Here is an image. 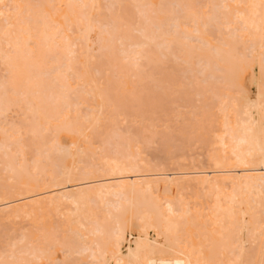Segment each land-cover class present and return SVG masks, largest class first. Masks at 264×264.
Returning <instances> with one entry per match:
<instances>
[{"label":"bare ground","instance_id":"bare-ground-1","mask_svg":"<svg viewBox=\"0 0 264 264\" xmlns=\"http://www.w3.org/2000/svg\"><path fill=\"white\" fill-rule=\"evenodd\" d=\"M195 1L0 0V264H264V0Z\"/></svg>","mask_w":264,"mask_h":264},{"label":"rangeland","instance_id":"rangeland-1","mask_svg":"<svg viewBox=\"0 0 264 264\" xmlns=\"http://www.w3.org/2000/svg\"><path fill=\"white\" fill-rule=\"evenodd\" d=\"M198 1H199V0H198ZM201 1H202V0H201ZM193 2L195 3L196 1L193 0ZM199 2H200V1H199ZM199 2H197V3H199ZM202 2H203V1H202ZM202 2H201V3H202ZM201 3H199V5H200ZM195 4H196V3H195ZM196 5H198V4H196ZM128 25H129V24H128ZM158 55H159V54H158ZM160 56H161V55H160ZM171 74H172V73H167V74H163V73H162V74H160L161 76H160V77L158 76V77H159L160 79H162L163 76L165 77V75H166V80H165V81H166L167 84H169L170 82H168V81L172 80V78H173L172 76L169 77V75H171ZM172 75L174 76L175 74H172ZM167 76H168V77H167ZM154 77H155V76H154ZM156 77H157V76H156ZM175 77H177V75L174 76V78H175ZM167 78H168L169 80H168ZM174 78H173V79H174ZM237 79H238V78H237ZM237 79H236V80H237ZM239 79H240V78H239ZM239 79H238V80H239ZM162 81H164V80H162ZM165 81H164V82H165ZM229 82H230V81H229ZM229 82H228V83H229ZM241 82H242V81H241ZM202 83H203V82H202ZM239 83H240V82H239ZM203 84H206V83H203ZM237 84H238V83H237ZM235 85H236V84H235ZM239 85H240V84H239ZM241 85H242V84H241ZM241 85H240V86H241ZM196 86H197V85H196ZM198 86H199V85H198ZM201 86H203V85H201ZM236 86H237V85H236ZM205 87H206V86H205ZM237 87H238V86H237ZM199 88L201 89L200 86H199L198 88H196V91H197V92H199V91H198ZM231 88H232V87H231ZM200 89H199V90H200ZM220 89H221V88H218V90H220ZM226 89H227V88H226ZM250 89H251V91H253L252 88H250ZM201 90H202V89H201ZM233 90H234V89H233ZM202 91H203V90H202ZM221 91H222V90H221ZM224 91H225V90H224ZM214 92H215V91H214ZM218 92H219L220 94H222L220 91H218ZM218 92H216V93H218ZM222 92H223V91H222ZM218 95H219V94H218ZM195 99H196V98H195ZM193 101H194V100H193ZM194 102H196V101H194ZM194 102H193V103H194ZM199 102H201V101H199ZM199 102H198V103H195V105H196V107H197V110H200L199 107L202 106V105L200 106ZM193 103H192V105H193V107L195 108V105H194ZM201 103H202V102H201ZM180 104H181V103H180ZM177 105H178V104H177ZM181 105H182V104H181ZM181 105H180V106H181ZM178 106H179V105H178ZM198 106H199V107H198ZM203 106H204V105H203ZM182 107H183V108H182ZM189 107H190V106H189ZM191 107H192V106H191ZM191 107H190V108H191ZM193 107H192V108H193ZM149 108H151V107H149ZM173 108H174V110L176 109V108H175V105H174ZM173 108H172V110H173ZM184 108H185V109H184ZM186 108H187V106H183V105H182V106L178 109V111L181 112V109H182V110L185 112V111H186ZM203 108H204V107H203ZM205 108H206V107H205ZM205 108H204V109H205ZM145 109H146V107L144 106V110H145ZM188 109H189V108H188ZM146 110H147V109H146ZM146 110H145V111H146ZM149 110H150V109H149ZM174 110H173V111H174ZM190 110H192V109H190ZM190 110H187V111L189 112ZM195 110H196V108H195ZM197 110H196V111H197ZM187 111H186V112H187ZM196 111H194V112H196ZM146 112H149V111L147 110ZM197 112H199V111H197ZM200 112H202V111L200 110ZM200 112H199V113H200ZM173 133H174V132H173ZM171 134H172V133H171ZM149 135H150V134H148V137H149ZM158 135H159V136H158ZM158 135H157V136L154 135V136H155V137H154L155 139L158 137L156 140H158L159 137L162 136V135H160V134H158ZM167 135H168V136L163 135L165 138H164V137H161L162 139H165L164 141L161 140L162 142H164V144L160 141L161 138L158 140L159 143H155L154 141H156V140L153 141V144H151V147H152L153 149L151 148L152 151L149 149L150 153H151V152L153 153V151L155 152L154 147H155V146H156V147H157V146L159 147L161 144L163 145V147H164L163 149H164V150H167V149H168V150H167L168 152H169V151H171V152H172V151H173V152L175 151L176 153H177V152H178V153L180 152L179 149H181V148H180L179 146H181L182 143H181L179 140H181L182 138H181V139H178L177 137H175V136H177V135H175V134H174L175 136H173V137H171V135H169V134H167ZM150 136H151V135H150ZM151 137H153V136H151ZM169 137H170V138H169ZM149 138H150V137H149ZM173 138H174V139H173ZM179 138H180V137H179ZM150 139H152V138H150ZM150 139H149V140H150ZM170 139H171V140H170ZM183 139H184V138H183ZM152 140H153V139H152ZM173 140H174V141H173ZM175 140H176V141H175ZM184 140H186V139H184ZM187 140H188V139H187ZM187 140H186V141H187ZM171 141H172V142H171ZM178 142H179V143H178ZM183 142H184V141H183ZM187 142H188V141H187ZM154 143H155V144H154ZM160 143H161V144H160ZM184 143H186V142H184ZM189 143H190V142H189ZM158 144H160V145H158ZM166 144H167V145H166ZM186 144H187V143H186ZM186 144H183V145H186ZM191 144H193V143H191ZM152 145H153L154 147H153ZM162 145H161V146H162ZM164 145H165V146H164ZM178 145H179V146H178ZM188 145H189V147L191 146L190 144H188ZM188 145H187V146H188ZM176 146L179 147V148H177ZM156 147H155V148H156ZM174 147H175V148H174ZM181 147H183V146H181ZM159 148H160V147H159ZM159 148H158V149H159ZM171 149H172V150H171ZM185 149H187V148H185ZM156 150H157V149H156ZM181 151H182V149H181ZM184 151H185V150H184ZM159 152L163 153L161 148H160V151L157 150V153H158V154L155 152L157 155H154L155 153H154V154H150V153L147 152V153H148V157L150 156L149 158H151V159H153L154 157H155V158L157 157V158H156L157 160H158L159 158L161 159V158H162V155H161V153H159ZM173 152H172V153H173ZM182 152H183V151H182ZM164 153H165V151H164ZM164 153H163V154H164ZM180 153H181V152H180ZM195 153H196V152H195ZM169 154H170V153H169ZM169 154H168V155H169ZM152 155H153V158H152ZM158 155H159V156H158ZM166 155H167V154H166ZM166 155H165V156H166ZM170 155H171V154H170ZM173 155H175V153H173ZM163 156H164V155H163ZM153 160H155V159H153ZM155 161H156V160H155ZM193 161H194L195 164L201 165V156L193 155ZM170 169H173V170H174L173 167L169 166V167L167 168V170H168V171H173V170H170ZM200 169H202V168H200ZM203 169H204V168H203ZM185 195H186V194H185ZM188 195H189V194H188ZM186 196H187V195H186ZM1 229H2V228H0V231H1ZM10 231H11V230H10ZM10 231H7L8 233H6V234L9 235V234H10ZM2 233H4V232H2ZM2 233L0 232V234H2ZM11 233H12V231H11ZM131 234H132V235H131ZM131 234H130L129 231H128L126 236H127V238H129V239L132 240V239H133V235H134V231H133ZM4 235H5V234H4ZM4 235L2 234V236H3L2 238L5 239V237H8L7 239L10 240V239H9V236H6V235L4 236ZM129 235H130V236H129ZM10 236L12 237L11 234H10ZM128 236H129V237H128ZM11 237H10V238H11ZM192 239H193L194 243H196V239H195L194 236H193Z\"/></svg>","mask_w":264,"mask_h":264}]
</instances>
